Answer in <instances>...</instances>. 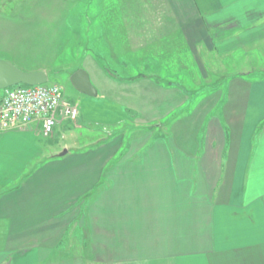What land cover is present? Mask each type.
I'll list each match as a JSON object with an SVG mask.
<instances>
[{"label": "crops", "instance_id": "1", "mask_svg": "<svg viewBox=\"0 0 264 264\" xmlns=\"http://www.w3.org/2000/svg\"><path fill=\"white\" fill-rule=\"evenodd\" d=\"M106 1L111 29L69 73L96 90L69 100L76 122L0 132V264H264V72L194 71L264 53V0ZM83 124L92 146L48 152Z\"/></svg>", "mask_w": 264, "mask_h": 264}, {"label": "rangeland", "instance_id": "2", "mask_svg": "<svg viewBox=\"0 0 264 264\" xmlns=\"http://www.w3.org/2000/svg\"><path fill=\"white\" fill-rule=\"evenodd\" d=\"M58 1L54 2L55 12L48 13L45 0H36L37 6H32V0H0V60L12 63L23 72L46 71L47 84H58L66 100L75 101L76 98L72 96H78V93L70 82L69 73L75 69L86 53L84 43H88V48L89 46L94 48L97 43L96 35L98 34L99 41L101 32L106 28L111 29L110 23L112 22L107 20L110 5L106 0H69L71 7L69 6L68 13H64L62 5L61 11H58L60 3ZM66 2L68 1L63 0L62 3ZM76 33L80 34L79 38ZM98 49L110 56L105 40L101 43L98 42ZM253 54L244 57V54L236 53L231 58L219 60L218 64L215 62L216 64L213 66L222 69L216 70L208 68L209 65L203 62L207 78L203 77L200 69L194 71L200 75L197 78H202L206 83L218 80L224 75L237 74L243 65L249 68L248 71L254 68L256 71L264 72V53ZM103 63L106 66L112 65L106 63L105 60ZM38 65H42L44 69L37 70L35 67ZM194 77L196 78L191 71H186L177 74L172 80L189 89L197 87L196 85L190 86L194 83ZM3 91L4 89L0 90V94ZM200 93L202 92L200 91ZM76 120L65 121L75 123ZM63 139L58 137L56 144H51L55 151L48 150V152L59 153L68 147L69 153L85 150L98 140V126L78 125V127L65 132ZM65 142L70 144H64ZM21 145L23 144L9 146L8 156L17 155L20 157V153H24L21 154L22 156L32 155L28 151L23 152L26 147L21 149ZM123 145L119 156L124 155L127 151L126 144ZM30 167L27 166L24 173H27ZM3 231L0 229V236H3Z\"/></svg>", "mask_w": 264, "mask_h": 264}, {"label": "built area", "instance_id": "3", "mask_svg": "<svg viewBox=\"0 0 264 264\" xmlns=\"http://www.w3.org/2000/svg\"><path fill=\"white\" fill-rule=\"evenodd\" d=\"M77 118V106L65 99L61 87L55 83L15 86L0 94V132L36 125L43 137L50 138L59 122Z\"/></svg>", "mask_w": 264, "mask_h": 264}, {"label": "water", "instance_id": "4", "mask_svg": "<svg viewBox=\"0 0 264 264\" xmlns=\"http://www.w3.org/2000/svg\"><path fill=\"white\" fill-rule=\"evenodd\" d=\"M47 82L48 77L44 71L23 72L12 63L0 60V90L17 85L33 87L46 84ZM70 82L77 92L89 97L96 96V90L85 70H76L70 76Z\"/></svg>", "mask_w": 264, "mask_h": 264}, {"label": "trees", "instance_id": "5", "mask_svg": "<svg viewBox=\"0 0 264 264\" xmlns=\"http://www.w3.org/2000/svg\"><path fill=\"white\" fill-rule=\"evenodd\" d=\"M17 86H20V87H27L26 85H17Z\"/></svg>", "mask_w": 264, "mask_h": 264}]
</instances>
